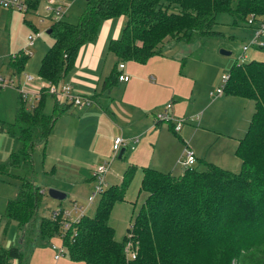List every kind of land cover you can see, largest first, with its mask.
<instances>
[{"label": "trees", "instance_id": "trees-1", "mask_svg": "<svg viewBox=\"0 0 264 264\" xmlns=\"http://www.w3.org/2000/svg\"><path fill=\"white\" fill-rule=\"evenodd\" d=\"M28 1L33 9L39 2ZM224 11L234 23L246 21L251 14L260 18L264 0H86L76 21L65 15L53 20L54 40L41 58L38 73L58 83L73 67L79 48L95 38L106 18L122 15L124 19L120 35L108 41L119 64L145 62L161 54L169 40L191 42L196 36L219 34L213 26ZM29 55L20 49L9 57L8 66L20 73ZM118 73L114 66L103 87L110 88ZM227 74L225 94L254 101L247 129L235 148L239 170L211 161H205L204 167L185 166L179 174L143 166L139 190L147 194L127 228L135 238L134 258L125 253L126 234L117 239L109 218L114 203L124 199L135 165L124 170L120 183L105 186L93 215L81 216L66 230H62L61 215L40 216L39 236L61 233L70 257L85 264H264V60H235ZM71 105L47 85L40 87L32 108L18 94L17 136L22 143L11 152L9 164L22 163L27 173L16 174L21 183L16 197L8 199L3 216L6 221L17 220L23 234L32 232L44 193L28 175L35 169L32 151L45 144L56 118ZM26 240L29 243V237ZM22 247V242L1 247L0 264H27Z\"/></svg>", "mask_w": 264, "mask_h": 264}, {"label": "rangeland", "instance_id": "rangeland-1", "mask_svg": "<svg viewBox=\"0 0 264 264\" xmlns=\"http://www.w3.org/2000/svg\"><path fill=\"white\" fill-rule=\"evenodd\" d=\"M85 4L86 0H76L73 5V11L66 15L67 19L76 21L77 15L82 11ZM46 6V0H39L37 7L32 10L29 9L27 12L0 6V73L7 76L12 74L15 84L19 82V78L17 73L13 74L12 69L8 67L7 59H9V53H16L20 49L30 53L26 71L27 69L30 71L28 73L34 76L35 81L39 79L37 70L35 71L38 58L53 40V36L47 32V29L53 23V14L47 10ZM31 24L35 25V28ZM213 28L220 31V33L196 36L190 44L183 46L174 42L172 49L166 44L164 45L166 47L163 53L168 57L181 46V49L173 55L181 53L179 58H169L168 64L177 65V69H180L182 73L184 82L191 77L196 79L199 91L198 100L192 103L189 98L185 97L184 100L187 102L186 112L171 115L173 120H163L161 126H159L160 129L147 132L141 139L139 136V140L134 147L127 146L122 156L120 155V150L124 145H121L117 151L113 149V139L116 135V130L112 123L103 121L101 118L97 120L98 124L103 122L102 125L105 126V129L98 133L97 128L100 125L97 126L95 123V119H97L95 114H93V121L83 120L84 123L82 125V121H72L70 118L66 122L68 135L62 145L60 144L61 123H56L47 137L48 147L45 148L43 143L34 147L32 160L35 169L31 173L29 172L28 175L33 182L44 189L39 201L38 219L40 216L49 217L50 213L59 206L71 207L74 202L85 206V214L93 215L99 192L93 195L92 201L88 200V196L95 192L97 178H94V170L98 165L105 164L107 167L104 174V182L101 183L102 187H105L107 183H119L122 179L121 175L132 157L139 159L150 158L155 161V159L162 157L163 151L173 150L178 145L179 140L182 147H184V142L187 141L191 145L190 147L193 148L194 153L197 154L198 151H202L204 146H209L215 137L219 135L218 141L207 151V159L210 160V157H213L219 165H222L220 161L222 163L226 162L228 166H231L229 168L234 171L241 168L240 158L235 153V140L231 136L226 135L224 130L217 128L228 120L227 112L223 108L218 107V105L213 104L207 111L212 112L210 122L202 121V116L200 117L198 114L201 113V109L206 105L204 104L205 100L209 102V99L212 98L211 94L216 87L222 85L223 72L220 71L217 60L227 59L230 62L229 66L235 60L245 61L252 58L264 60V46L250 44V40L254 37L253 27L248 25L246 21L234 23L233 16L227 11L218 14ZM35 31H40V34L35 37L34 44L29 45V35L35 34ZM259 39L264 40V34L261 37L259 36ZM244 44H248V48L243 49ZM222 48L229 50L230 53H221L220 49ZM125 63L128 64L127 62ZM142 66L140 65L139 72H142ZM224 74H227V70H225ZM24 83L25 80L22 81L23 87L26 86ZM185 95L188 96V94ZM216 99L214 98L213 100L215 101ZM103 100L105 99L102 98ZM246 102L250 104L253 103V100L246 99ZM29 103H27V106H29ZM17 105V93L13 88L7 86L0 89V248L9 247L14 242L20 244L22 242V249L25 252L24 259L28 258L27 264H85L82 260H75L70 257L62 244L61 233H55L50 238H41L39 236V220L32 227V232L28 231L23 234V228L17 220L6 221L3 216L8 199L16 197L21 183L20 177L16 174L27 173L22 163L15 166L9 164L11 152L16 151L22 143L17 136L19 130L16 123ZM95 105H97L95 102L87 104L89 107ZM75 106L71 107L73 112L75 114L80 113V108L77 105ZM249 106H240L238 108L243 112L241 119L246 117ZM158 108L156 110H160L163 107ZM110 117L112 119L111 115ZM116 118L119 122L118 128L121 133L123 118L128 120V117L123 116L120 119L116 116ZM184 118H188L190 121L184 122ZM195 118H200V125H197L198 120ZM194 119L195 122L191 121ZM178 120H183L184 123L182 122L181 129L176 130L172 124L177 123ZM169 123L172 124L169 125ZM202 125L204 127H200ZM196 127L200 128L193 139ZM81 132H83L82 135ZM106 132H109L111 136H108ZM178 133L181 134V138ZM140 142L143 144L142 148H138ZM226 154L231 159L229 157L225 159ZM177 159L176 164L179 167H174L170 164L166 170L171 169L172 172L179 173L181 168L185 167V163ZM197 164H199V167H204V164L194 163V165ZM141 174V167L138 165L125 190L124 200H117L113 205L109 223L114 227L117 239H122L127 233V228L133 222L147 194L146 191L139 190ZM50 187L65 192V196L61 199L51 197L47 193ZM25 235L29 237V243ZM52 244L63 249V255L58 260L54 258L55 249L52 248Z\"/></svg>", "mask_w": 264, "mask_h": 264}, {"label": "crops", "instance_id": "crops-1", "mask_svg": "<svg viewBox=\"0 0 264 264\" xmlns=\"http://www.w3.org/2000/svg\"><path fill=\"white\" fill-rule=\"evenodd\" d=\"M67 2H69L70 5L66 15H68L69 12L73 11L72 10L73 5L74 2H76V0H69ZM123 21L124 19L122 15L112 16L110 18L104 19V21L101 23L98 29L95 38L91 41H87L84 44H82L76 55L73 67L60 80L61 82H65V81L70 82L73 86V89L76 92L92 97L93 98L92 102H95L97 104L92 107H89L87 105L77 106L80 108L79 111L81 110L80 113L77 114H75L73 112V108H71L72 106L76 107L73 104L72 106L67 108V110L61 112L58 115V117L56 118L53 124V127L56 125V123H61L60 124L61 125L60 129L62 130L61 131L62 134H60L61 145L65 141L68 135L66 122H68L70 118L72 119V121H82L81 122L82 125V123H84L83 120L93 121L94 120L93 114H95L97 117V119H95V123L97 124V126L100 125L97 128L98 133L102 132V129H105V126L102 125L103 122L102 123L100 122L98 124L97 120L101 118L103 121H110L116 130L115 136L120 134L124 138V144H121L124 146L121 148L125 150L126 147L129 145L130 147L133 148L134 145L139 140V136L141 139L146 135L147 132L151 130L160 129L159 126H161L162 121L155 120L154 112L156 108H158L159 106H160L159 108H162L165 105L163 103L171 102L172 105L167 109V111L170 115H175V114L177 115L186 112L187 102H185L184 100L185 97L189 98L192 101V103L198 100L199 91L197 88L198 85L196 79L194 77H191L189 78V80L184 82L182 80L183 77L182 73L180 69H177V65L168 64L169 62L168 59L169 58L178 59L181 53L179 55H175V56L173 55L176 54L181 49V46L190 44V42L176 41V40L166 41L164 45L166 44V46H168L171 49L174 45L173 44L174 42H177L178 44L181 45L177 48L175 52H172V55L170 57L166 56L163 53V50L166 47L163 46L161 54L152 55L145 62L128 60V61H124L123 62L124 65L120 67L119 64L117 63V55L108 48V41L111 38H115L120 35ZM53 40H51V42H53ZM51 42L46 47V49L43 50V53L41 54L40 58H38L37 67L35 69V71L37 70V73L42 55L52 44ZM12 54L15 53H9L8 57H11ZM8 60L9 59H7V65H8ZM28 60L23 70L20 73H17L19 82H17L15 86H8L16 91L17 99H18V94L20 93L16 87L22 86L23 80H25L24 83L26 85L25 88L32 93H37L41 86L46 84L49 85L51 83L45 80L44 78H42L39 75V73H38L39 79H36L35 81L34 76L31 73H28L30 71H28V69L26 71V67L29 63ZM125 62H127L128 64H126ZM217 62H219V68L220 71L223 72L222 74H224L225 70H227L228 73L229 71L228 68H230L229 66L230 62L227 59H223V60L218 59ZM140 65H143L142 72H139ZM114 66H117L119 72L128 74L129 75L128 79L126 80L118 79L110 88L103 87L104 79L109 75V73L114 68ZM8 67L11 68V66ZM13 74L15 73L13 72ZM27 75H31L32 76L31 79H28ZM180 76L181 78H179ZM9 77L12 78V74H10ZM185 94H188V96ZM211 96L212 98L209 99V102L205 100L204 104L206 105L201 109V113H200L201 115L200 114L198 115L200 117L202 116V121L210 122L212 119V112H207L208 108L213 104H216L218 105V107L223 108V110L227 112L229 117L227 116L228 120L221 127H217V128H219L220 130H224L226 135L231 136L235 140V146H237L238 139L244 135L247 126L249 124V121L251 119L252 113L254 111V101L253 103L249 104V102H246V99L249 98H245L234 94H225L224 91H222L221 93H216V89L211 94ZM102 98H104L105 100L102 101ZM214 98L217 99L214 101L213 100ZM240 106L242 107L249 106V108L247 109L246 117H243L242 119L241 116L243 115V112L238 109ZM110 115L112 116V119ZM116 116L119 117L120 119L123 116L128 117V120H124L123 118L124 122L121 125L122 126L121 133L118 128L119 122ZM195 119L198 120L197 125H200L199 124L200 118L199 119L195 118ZM195 119L191 121L195 122ZM188 121H190L188 118L184 120V122H188ZM172 123H169V125ZM200 127H204V126L202 125ZM200 127H196L197 129L194 131L193 139ZM75 132L77 131L75 130ZM82 134L83 132H81V135ZM106 134L108 136H111L109 132H106ZM178 136L181 138L180 133H178ZM218 139H219V135L215 137V139L209 144V146L207 147L204 146L202 148V151H198L197 154L195 153L196 160L194 163L197 162L205 165V161L207 160L216 163L217 161L215 158L210 157L209 160L207 159L206 156H207V151L210 150V148L218 141ZM186 145L191 146L187 141H185L184 147H186ZM142 146L143 144L142 142H140L138 148H142ZM47 147H48V141L46 139L45 148ZM184 147H182L181 142L179 140L178 145H176L173 150L163 151L162 157L155 159V161H152L150 158L139 159L137 157H132L128 161V166L135 165L137 167L138 165H140L141 172L143 166H151L162 171H168L173 174H179L184 170V167L181 168V171L179 173H174L171 171V169L166 170V168H168L170 164H172L171 166L179 167L178 164H176V159L178 158L179 155L180 156L177 160L181 161L183 159ZM228 157L229 155L226 154L224 158L228 159ZM220 164H222L223 166L219 164L218 165L228 169H230L229 167H231L228 166L226 162L222 163L220 161ZM122 176L123 173L121 175V178ZM89 178L91 179V177ZM113 183H118V182H113ZM108 184L110 183H107V185ZM40 189L44 192V189L41 186ZM59 258L60 257L55 259L58 260Z\"/></svg>", "mask_w": 264, "mask_h": 264}, {"label": "built area", "instance_id": "built-area-1", "mask_svg": "<svg viewBox=\"0 0 264 264\" xmlns=\"http://www.w3.org/2000/svg\"><path fill=\"white\" fill-rule=\"evenodd\" d=\"M47 3V10L53 14V20H58L62 18L69 10L70 3L67 1L62 0H46ZM0 6L6 7L9 9H18L21 11L27 12L29 9L32 10L33 8L30 6V2L28 0H0ZM246 22L248 25H251L254 29V37L250 40V44L256 45V46H264V40L259 39V36L261 37L264 34V16L257 18L255 15L251 14L247 18ZM40 34V31H35V34L29 35V42L28 44H33V41L36 36ZM248 48V44L243 45V49ZM16 55L12 54L11 56L14 57ZM124 65L123 62L119 63V66L122 67ZM31 75H27L28 79H31ZM129 75L124 74L122 72L118 73V79L120 80H126L128 79ZM228 74L222 75V85L218 86L216 88V93H221L223 91V83L227 80ZM6 86H15V83L13 79L9 76H6L5 74L0 73V88L6 87ZM48 86V90L51 92L56 93L62 100H68L72 101L74 105L77 106H84L88 103L92 102V98L87 95L80 94L76 92L73 89V86L70 82H61L58 83H50ZM19 90V93L22 97V99L27 103H29V106L32 108L39 98V91L37 93H32L29 90H27L25 87L17 86L16 87ZM172 105L171 102H167L162 109L156 110L154 112L155 120L163 121V120H170L172 121L173 118L168 113L167 109ZM186 118H184L185 120ZM183 120H178L177 123H173L174 128L176 130H179L182 126ZM124 144V138L121 135H117L113 139V149L117 151L120 148V145ZM196 160V156L192 148L188 145L184 148V155L183 161L185 163V166L193 165ZM106 165H98L94 170V178H97V183L95 184V192H93L92 195L88 196V200H93V195L96 192H100L105 188L101 186V183L104 182V174L106 172ZM84 208L82 204L79 205L78 203L74 202L71 207H63L60 206L57 209H54L52 212V216H56L57 214L61 215L63 218L62 223V230H66V228L70 227L71 224L75 221H77L81 216L85 215ZM131 226V225H130ZM129 226V227H130ZM52 248L55 249L54 258H58L61 255H63V249L62 247H57L55 244H52ZM124 250L128 257L134 258L136 256V245H135V238L133 236V232L131 229H129L125 235V241H124Z\"/></svg>", "mask_w": 264, "mask_h": 264}, {"label": "water", "instance_id": "water-1", "mask_svg": "<svg viewBox=\"0 0 264 264\" xmlns=\"http://www.w3.org/2000/svg\"><path fill=\"white\" fill-rule=\"evenodd\" d=\"M47 32H48V33H51V27L47 29ZM220 52H221V53H224V54H226V53H230L229 50H226V49H223V48L220 49ZM123 150H124V149L121 148V150H120V155H122ZM47 193H48L51 197H53V198H57V199H61V198H63V197L65 196V194H66L65 192L60 191V190H58V189H56V188H54V187H50V188H48Z\"/></svg>", "mask_w": 264, "mask_h": 264}]
</instances>
